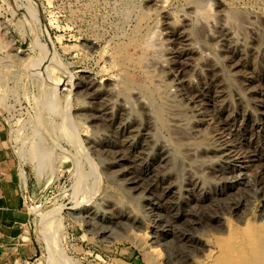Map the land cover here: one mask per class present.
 I'll return each instance as SVG.
<instances>
[{"label": "bare ground", "instance_id": "bare-ground-1", "mask_svg": "<svg viewBox=\"0 0 264 264\" xmlns=\"http://www.w3.org/2000/svg\"><path fill=\"white\" fill-rule=\"evenodd\" d=\"M147 1L159 21L125 35L141 55L117 43L112 73L75 112L105 176L83 218L108 238L135 229L154 264H264V8H253L264 0ZM127 66L151 88L123 82ZM30 139L37 171L54 164L46 140Z\"/></svg>", "mask_w": 264, "mask_h": 264}, {"label": "rangeland", "instance_id": "rangeland-1", "mask_svg": "<svg viewBox=\"0 0 264 264\" xmlns=\"http://www.w3.org/2000/svg\"><path fill=\"white\" fill-rule=\"evenodd\" d=\"M145 2L0 0V119L13 156L19 195L29 212L28 232L39 247L37 256L29 259L27 264H51L47 261L48 248L55 264L155 263L154 256L141 246L135 229L119 224L108 238L98 232L97 220L89 222L85 216L83 218L88 209L98 205L96 202L102 197L105 176L98 159L91 155L84 141L92 130L86 120L75 113L85 102L82 97L88 96L90 89L93 92L100 88V82L112 73L110 55L117 43L128 45L125 46L127 51L123 46V54H132L135 59L137 54L141 55L134 48L132 52L133 46L129 47L126 36H131L138 24L154 28L153 23L159 21L156 14L148 15L153 20L144 14L149 1ZM175 5L180 8L181 4ZM263 5L258 2L253 8L261 10ZM154 35L152 42L157 43V35ZM152 53L150 50L147 55L150 57ZM44 62L49 63L47 70ZM130 67L122 73L123 82L151 88L142 81L144 77ZM129 80L134 81L131 84ZM79 83H86L88 87ZM70 129L73 138L69 135ZM163 129V135H167L166 125ZM33 136L46 140L45 144L56 157L55 161L49 159L47 162L54 164H47L48 167L40 171H37V162L29 159ZM23 154L29 160L26 155L23 158ZM80 181L86 188L81 193L77 189ZM256 204L258 207L260 202L256 201Z\"/></svg>", "mask_w": 264, "mask_h": 264}, {"label": "crops", "instance_id": "crops-1", "mask_svg": "<svg viewBox=\"0 0 264 264\" xmlns=\"http://www.w3.org/2000/svg\"><path fill=\"white\" fill-rule=\"evenodd\" d=\"M14 167L0 119V264H27L39 253L28 232L29 212Z\"/></svg>", "mask_w": 264, "mask_h": 264}]
</instances>
